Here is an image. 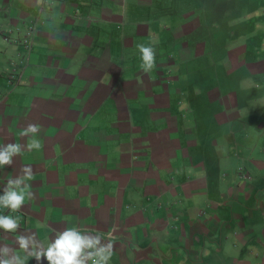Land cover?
<instances>
[{
  "label": "crops",
  "instance_id": "obj_1",
  "mask_svg": "<svg viewBox=\"0 0 264 264\" xmlns=\"http://www.w3.org/2000/svg\"><path fill=\"white\" fill-rule=\"evenodd\" d=\"M163 6L0 0V144L26 145L36 123L42 145L0 169V190L25 165L35 174L34 199L0 208L20 223L0 244L78 227L113 240L109 264H264V138L235 132L223 95L208 105L214 87L195 97L186 42L159 34L180 28ZM141 43L156 49L149 73Z\"/></svg>",
  "mask_w": 264,
  "mask_h": 264
},
{
  "label": "rangeland",
  "instance_id": "obj_2",
  "mask_svg": "<svg viewBox=\"0 0 264 264\" xmlns=\"http://www.w3.org/2000/svg\"><path fill=\"white\" fill-rule=\"evenodd\" d=\"M153 2L164 5L159 11L163 25H180L173 32L160 29L159 34H173L186 42L187 55L178 69L192 73L188 79L196 84L195 97L214 87L217 92H212L208 105L214 108L220 102L216 96L223 95L228 114L235 117V132L264 138V126L256 123L264 120V0ZM230 95L238 100L237 106L231 104ZM239 118L245 120L243 125Z\"/></svg>",
  "mask_w": 264,
  "mask_h": 264
},
{
  "label": "clouds",
  "instance_id": "obj_3",
  "mask_svg": "<svg viewBox=\"0 0 264 264\" xmlns=\"http://www.w3.org/2000/svg\"><path fill=\"white\" fill-rule=\"evenodd\" d=\"M137 48L143 72H151L156 67L155 47L141 43ZM39 132L38 124L28 123L19 133L21 137H31L26 145L17 142L0 144V169L11 166L14 157L25 150L39 151L42 145L35 138ZM34 178L31 165L23 166L18 175L9 178L0 190V208L18 212L26 201L34 199L35 193L29 183ZM19 229V217L0 215V230L18 233ZM113 252L112 239L105 240L99 234L83 232L78 227H67L56 233L47 245L34 232L18 234L15 237V247L0 244V264H27L30 258H34L37 264H43L45 260L47 264H109Z\"/></svg>",
  "mask_w": 264,
  "mask_h": 264
},
{
  "label": "built area",
  "instance_id": "obj_4",
  "mask_svg": "<svg viewBox=\"0 0 264 264\" xmlns=\"http://www.w3.org/2000/svg\"><path fill=\"white\" fill-rule=\"evenodd\" d=\"M6 210H8V209H6ZM8 211H10V210H8ZM11 212V211H10Z\"/></svg>",
  "mask_w": 264,
  "mask_h": 264
}]
</instances>
